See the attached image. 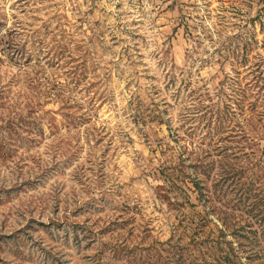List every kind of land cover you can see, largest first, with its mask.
Segmentation results:
<instances>
[{"label":"rangeland","instance_id":"obj_1","mask_svg":"<svg viewBox=\"0 0 264 264\" xmlns=\"http://www.w3.org/2000/svg\"><path fill=\"white\" fill-rule=\"evenodd\" d=\"M0 264H264V0H0Z\"/></svg>","mask_w":264,"mask_h":264},{"label":"built area","instance_id":"obj_2","mask_svg":"<svg viewBox=\"0 0 264 264\" xmlns=\"http://www.w3.org/2000/svg\"><path fill=\"white\" fill-rule=\"evenodd\" d=\"M9 45L6 37L5 29L0 26V57H8Z\"/></svg>","mask_w":264,"mask_h":264}]
</instances>
